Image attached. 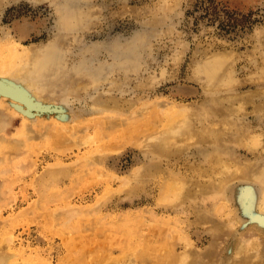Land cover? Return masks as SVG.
<instances>
[{"label":"rangeland","instance_id":"1","mask_svg":"<svg viewBox=\"0 0 264 264\" xmlns=\"http://www.w3.org/2000/svg\"><path fill=\"white\" fill-rule=\"evenodd\" d=\"M260 203L264 0H0V264H264Z\"/></svg>","mask_w":264,"mask_h":264},{"label":"bare ground","instance_id":"2","mask_svg":"<svg viewBox=\"0 0 264 264\" xmlns=\"http://www.w3.org/2000/svg\"><path fill=\"white\" fill-rule=\"evenodd\" d=\"M10 59H11V57H10ZM10 59L8 58V59H6L7 61H10ZM6 60H4V63H3V66L6 68V64L8 63ZM3 67V69H5ZM10 80V79H9ZM177 115V114H176ZM168 116V115H167ZM171 118V117H170ZM257 213L259 214L258 215V219H259V225L260 226H262V225H264V203H260L258 206H257ZM239 245V246H238ZM237 246H238V248H240L241 249V245L240 244H238ZM236 246V247H237ZM242 248H243V246H242ZM240 249H238V250H240ZM236 251V250H235Z\"/></svg>","mask_w":264,"mask_h":264},{"label":"water","instance_id":"3","mask_svg":"<svg viewBox=\"0 0 264 264\" xmlns=\"http://www.w3.org/2000/svg\"><path fill=\"white\" fill-rule=\"evenodd\" d=\"M257 217H258V214H253L252 219L259 223V221L257 220Z\"/></svg>","mask_w":264,"mask_h":264}]
</instances>
